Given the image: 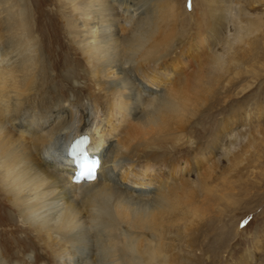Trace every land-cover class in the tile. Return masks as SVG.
Returning a JSON list of instances; mask_svg holds the SVG:
<instances>
[{
	"label": "bare ground",
	"instance_id": "1",
	"mask_svg": "<svg viewBox=\"0 0 264 264\" xmlns=\"http://www.w3.org/2000/svg\"><path fill=\"white\" fill-rule=\"evenodd\" d=\"M158 1H81L86 8L83 16L91 21L81 22L86 30L67 27L71 44H66L79 51L90 76L85 104L54 86L57 75L51 66L67 68L62 81L77 86L74 73L81 63L71 51L63 52L64 34L53 31L47 41L42 38L47 47L53 36L58 50L43 47L33 15L23 9L25 0H0V191L15 213H10L12 226L17 219L19 228L37 238L50 264H169L170 236L186 233L181 223L186 197L198 187L183 184L169 191V186L162 187L179 168L167 158H159L165 167L160 170L164 175L160 185L146 175L150 166L142 165L146 168L141 176L134 170L141 167L138 162L146 151L175 152L192 118L198 117L201 102L216 94L219 81L233 68L248 62L239 59L237 49L221 63L213 54L185 79L184 60L170 56L176 43L173 32L187 23L181 19L183 3L164 0L154 29L151 18ZM228 2L199 3L202 14L213 19L207 45L215 38L222 42L221 28L228 27L230 15L221 12ZM196 7L193 0L192 11L184 13L193 18ZM120 19L125 24L122 31ZM262 24L259 20L245 27L240 37L261 33L260 38L247 39L250 55H264ZM172 77L175 85L169 90L165 84ZM88 159L99 164L94 178L75 183L76 167L87 166ZM16 239L22 245L29 236ZM29 248L34 253L35 248ZM2 249L0 244V264L43 262L41 254L34 253L30 261L33 256L20 250L12 257L20 253L26 263L14 261Z\"/></svg>",
	"mask_w": 264,
	"mask_h": 264
},
{
	"label": "rangeland",
	"instance_id": "2",
	"mask_svg": "<svg viewBox=\"0 0 264 264\" xmlns=\"http://www.w3.org/2000/svg\"><path fill=\"white\" fill-rule=\"evenodd\" d=\"M81 1L84 0L67 4L65 0H25L23 9L33 15L38 26L37 34L42 36L40 38L43 47L50 46L58 50L59 46L53 36L48 39L47 47L44 40L47 41L49 33L53 31L64 34L60 38L66 48L63 52L71 51L81 63L74 73L73 82L77 86L70 87L73 85L62 81L67 68L56 70L51 66L50 70L57 75L54 86L59 87L61 92L67 95L78 96L80 98L78 103L84 101L86 104L88 101L85 98H88L91 88L88 83L90 76L79 51L67 45L71 44L68 42L67 27H72L73 31L88 29L81 23L87 18L83 16L86 8L84 4L81 6ZM163 1L159 0L154 6L156 14L151 18L154 29L159 26L158 14L164 8ZM179 1L183 3L180 10L181 19L187 23L184 22V25L181 24L175 33L173 32L176 43L170 56L178 59L176 56L180 55V60H184L185 79L191 77L194 71L202 69L206 59L213 54L218 55L221 63L230 60V53L237 49L239 59H244L248 63L237 69L233 68L229 75L219 81L215 88L216 94L211 95V99L201 102L198 117L192 118L175 152L163 150L157 154L151 150L146 151V157L139 159L138 162L141 167L135 168L134 172L141 176L146 168L142 165H148L150 169L146 175L153 176V183L160 185L159 180L164 177L160 170L165 167L159 158H167L170 162L178 163L179 168L173 171L172 178H169L168 183L164 182L162 187L169 186L168 191L183 184L189 188L198 187L192 195L186 197L185 219L181 222L183 228H186V233L178 237L174 232L170 236L167 263L264 264V55L255 56V53L250 55L246 46V42L250 43L251 39H256V36L260 38L262 35L260 32H253L249 38L240 39L243 37L245 27L259 20H263L264 24V0H230L221 12H228L230 15L228 27L221 28L223 33L219 38L222 42L215 38L212 45H207L206 41L211 33L209 30L212 28L213 19L210 14L207 16L202 14L199 4L201 0H196L197 7L193 18L184 13L185 10L192 11L193 0H186V5L183 0ZM76 12L80 15L75 16ZM89 18L87 21L90 23ZM198 18L200 20L197 21ZM123 22L124 19H120L121 31L125 25ZM214 27H217V22H214ZM262 27L261 32H264V26ZM227 40L231 43H223ZM45 48L44 53L49 57ZM174 83L172 77L165 87L170 90ZM73 103V101L69 103V107L72 108ZM119 139L120 137L115 138ZM131 179L132 177L127 178ZM10 213L15 214L0 191V244L3 252L16 259L14 261L17 259L23 261L25 257L21 254L27 252L33 256L32 259L29 258L30 261L33 260L34 253L35 256L41 254L44 257L40 264H50L46 250L41 247L37 238L33 239L32 234L28 235L29 232L19 228L17 219L14 221L17 224L12 226L13 217L11 219ZM26 234L29 239L22 245L21 242L16 244L15 239L17 238V241L23 239ZM192 237L195 238V242L194 239L191 241ZM24 244L34 247V253H29L30 248H26ZM16 251L21 254L13 258L12 253ZM162 252L164 251L161 250L160 254H165ZM37 262L34 261L32 264Z\"/></svg>",
	"mask_w": 264,
	"mask_h": 264
}]
</instances>
